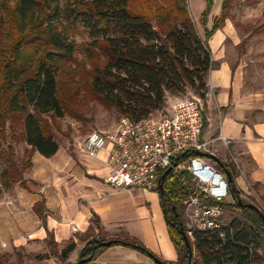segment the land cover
<instances>
[{"label": "trees", "instance_id": "16d2710c", "mask_svg": "<svg viewBox=\"0 0 264 264\" xmlns=\"http://www.w3.org/2000/svg\"><path fill=\"white\" fill-rule=\"evenodd\" d=\"M232 1H223L220 17L208 29L214 0H206L201 17L205 39L199 35L188 0H67L63 6L60 0H13L14 6L10 0L1 2L0 162L5 168L0 175V201L4 191L17 184L27 189L24 173L32 167L35 152L45 158L58 152L56 121L74 114V107L81 108L86 99L115 108L131 121L165 111L167 98H180L188 91L205 99L209 73L219 67L209 39L229 19ZM78 26L87 34V43L76 45L68 39V30ZM4 29L12 32L3 35ZM78 52L84 56L82 61L76 57ZM11 142L29 147L22 164ZM194 158L202 159L204 154L187 151L177 161ZM215 166L231 174L232 201L220 205L236 217L221 229L187 237L189 248L181 233L184 201L199 196L206 205L217 203L197 190L192 175H177L173 170L162 180L163 193L157 192L178 259L163 264H264V211L243 198L234 165L215 160ZM33 210L45 222L44 201ZM92 223L98 234L89 230L80 238L85 245L74 264H96L103 252L116 246L158 259L136 239L107 238L98 217ZM47 233L50 258L71 264L68 260L76 242L59 250L53 233ZM108 242L111 245L105 246ZM17 256L18 262L12 263L0 254V264H23Z\"/></svg>", "mask_w": 264, "mask_h": 264}, {"label": "crops", "instance_id": "0c3cea01", "mask_svg": "<svg viewBox=\"0 0 264 264\" xmlns=\"http://www.w3.org/2000/svg\"><path fill=\"white\" fill-rule=\"evenodd\" d=\"M223 1L214 0L208 29L220 17ZM206 5V0H188L190 14L203 39L205 30L201 17ZM240 42L229 19L209 39L213 60L219 67L208 76L200 142L206 145L204 155H213L217 160L234 165L236 183L243 198H256L264 210V93L250 92L237 70L224 60L228 50L236 49ZM177 99L170 98L164 112L170 111ZM220 136L230 144L225 145ZM109 151L107 148L97 157H89L81 151L84 155L81 157L71 155L68 148L60 146L51 158L35 152L33 165L25 174V179L35 187H31L30 182L27 189L17 184L2 195L0 252L23 250L27 254H49L45 241L47 232H51L59 250L71 241L76 242L77 248L68 260L74 264L85 245L80 238L89 230L93 235L98 234L92 223L96 216L107 238L136 239L162 262H176L178 254L169 236L159 193L112 188L107 183L111 173ZM202 159L216 168L215 160L206 156ZM41 201L47 209L45 222L33 210ZM96 264L155 262L139 252L116 246L103 252Z\"/></svg>", "mask_w": 264, "mask_h": 264}, {"label": "built area", "instance_id": "2783aa9c", "mask_svg": "<svg viewBox=\"0 0 264 264\" xmlns=\"http://www.w3.org/2000/svg\"><path fill=\"white\" fill-rule=\"evenodd\" d=\"M204 111L205 101L201 97L178 99L166 114L156 111L140 121L121 117L113 130L90 133L80 150L89 157H97L110 149L111 173L107 183L116 190L158 191L161 176L174 165L175 172L192 175L197 190L217 203L206 205L199 196L184 201V216L188 221L185 233L193 239L198 231L218 230L226 225L220 204L231 199L225 173L201 158L177 161L187 151H206V145L200 142ZM219 139L225 145L230 144L224 136Z\"/></svg>", "mask_w": 264, "mask_h": 264}, {"label": "rangeland", "instance_id": "374dc122", "mask_svg": "<svg viewBox=\"0 0 264 264\" xmlns=\"http://www.w3.org/2000/svg\"><path fill=\"white\" fill-rule=\"evenodd\" d=\"M11 6H14L13 0H10ZM5 3V0H0V3ZM67 0H60V5H65ZM191 10V9H190ZM192 11V10H191ZM229 20L233 23L235 30L239 34L241 42L236 49L231 47L226 60L238 72V77L242 79L247 89L253 93H264V0H233L231 4ZM193 14V13H192ZM195 17V16H194ZM3 35L11 30L4 29ZM68 39L73 41L76 45L87 43L89 40L87 34L81 26L70 28L68 30ZM76 57L82 61L84 56L78 52ZM197 96L193 91H188L186 95L178 99L186 97ZM177 99V100H178ZM169 105V98H167ZM74 107V114H67L64 118L56 121V128L54 132L59 147L68 148L71 155L81 154L80 145L84 139L94 131L107 132L116 128L121 116L115 108H107L96 100L86 99L84 106L81 108ZM166 114V112L164 113ZM51 121L50 118H46ZM52 123V121H51ZM10 142V138H9ZM16 150V160L22 164L24 152L29 150L25 142H11ZM5 168V164L0 162V175ZM30 169L25 171L26 174ZM178 170L177 172H179ZM175 172L177 175L179 173ZM183 173V171H180ZM31 187H35L29 181ZM2 182L0 180V186ZM13 188V187H12ZM7 192L6 190L4 193ZM248 202L256 204L263 210L262 203L256 198H245ZM232 200H228L231 202ZM184 208V206H183ZM184 211V209H183ZM264 211V210H263ZM184 216V215H183ZM236 214L229 211L224 212L223 218L229 223ZM184 219V230L188 224L186 217ZM123 239V237L117 238ZM48 251V250H47ZM77 253V251H76ZM6 261L17 263L18 256L23 259V264H62L57 258H50L49 254H27L23 250L13 251L12 253L0 252ZM47 257V258H46ZM70 263V262H69ZM72 264V263H71Z\"/></svg>", "mask_w": 264, "mask_h": 264}, {"label": "water", "instance_id": "95a60500", "mask_svg": "<svg viewBox=\"0 0 264 264\" xmlns=\"http://www.w3.org/2000/svg\"><path fill=\"white\" fill-rule=\"evenodd\" d=\"M203 154V153H202ZM204 156H206V157H208V158H210V159H213V160H217L213 155H204ZM176 165H174L173 167H170L162 176H161V178H160V184H159V192H160V194H162L163 193V184H162V180L166 177V175L167 174H169L170 172H172L173 171V169H174V167H175ZM226 175H227V177H228V180L229 181H231L232 180V177H231V174L229 173V172H227L226 173ZM249 208H252V209H256L257 210V207L255 206V205H253V204H249V205H247ZM263 218H264V216H263ZM181 233H182V236H183V238H184V240H185V242H186V245L190 248V242H189V240H188V238H187V236H186V234H185V232H184V229H181ZM105 246H110L111 245V242H108V243H105L104 244ZM154 262H155V264H163V262L161 261V260H159V259H154Z\"/></svg>", "mask_w": 264, "mask_h": 264}]
</instances>
